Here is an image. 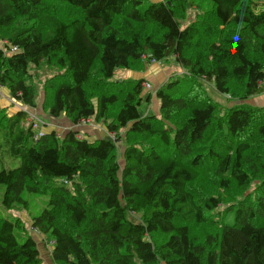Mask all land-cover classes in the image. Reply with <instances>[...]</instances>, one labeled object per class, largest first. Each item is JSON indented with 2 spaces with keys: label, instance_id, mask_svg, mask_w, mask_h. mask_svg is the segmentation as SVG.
Returning <instances> with one entry per match:
<instances>
[{
  "label": "trees",
  "instance_id": "trees-1",
  "mask_svg": "<svg viewBox=\"0 0 264 264\" xmlns=\"http://www.w3.org/2000/svg\"><path fill=\"white\" fill-rule=\"evenodd\" d=\"M45 1L0 0V90L36 109L33 72L63 70L44 84L49 119L103 121L115 138L35 140L26 111L0 109L3 206L29 212L27 195L49 196L30 229L53 264H264V106H223L204 85L234 102L264 93V0ZM170 61L183 72L157 91L159 115L141 114L144 79L89 86ZM222 206L234 225L213 218ZM0 264H44L20 217L0 216Z\"/></svg>",
  "mask_w": 264,
  "mask_h": 264
},
{
  "label": "rangeland",
  "instance_id": "rangeland-1",
  "mask_svg": "<svg viewBox=\"0 0 264 264\" xmlns=\"http://www.w3.org/2000/svg\"><path fill=\"white\" fill-rule=\"evenodd\" d=\"M45 4H48V9H53V5H54V2L53 0H47L45 1ZM57 10H59V16H62V17H66L67 13L69 12L65 6V3H61V4H57ZM198 14V10L194 9V8H189L188 12H187V19L186 21L182 22V26H186L187 24H189L191 21H195L196 19V16ZM69 15H73V12L70 13L69 12ZM71 18V17H70ZM4 47V44L3 42L0 41V48ZM153 64H162V63H157V62H153V63H149V64H146L145 66V70H143V72H138V71H131L133 73L137 72V74H141L143 73L142 75H146L147 77H149L151 74H155V70H152L151 66ZM163 65H165V67L169 68V71L171 72L169 78L163 83L166 84V82L170 79H175V78H178L177 77V73L179 72H183L181 69H179V67L176 65V63H174V61H170L169 63H164L163 62ZM151 70V72H149ZM146 72H149L146 74ZM34 74H38L40 75V79L38 81H40L39 83V91H40V95H41V102L39 104V106L36 108V109H29L25 106H22L21 104H17L15 103L10 97H8V107H4V108H0V109H4V110H7V112L10 114V115H14L15 112L17 111H20V110H23V111H26L28 114H29V119H30V123H33L36 124V126L34 127V131H35V134L38 135L40 132H44V129L47 131V128L48 126H51L49 127L50 130H54L55 129V122H53L52 119H49V116L48 114L43 110V102H44V98H45V91H44V84L45 82L54 77L55 74H59V73H64V71H60V70H57L55 73H52L50 71H34L33 72ZM44 73V74H43ZM133 74H126V72L124 70H117L116 71V74H115V77L112 79V83L111 84H105L104 81H100V77L99 75H96V74H93L92 76V82L90 83V87L91 88H95V89H104V88H108V89H116V83L120 84V83H123V84H126L128 82H130L131 80H138L136 78H133ZM140 79H143V78H140ZM147 84H151V88H149L147 86ZM161 85V86H163ZM205 88L208 92V94L213 97L217 102L221 103L223 106H231V105H236V104H246V105H251L249 104V100L248 101H231L230 99H227L225 95H222L221 93H219L215 88L214 86L211 84V83H205ZM144 92H143V96L145 98H147L149 95H151V104H150V107L146 104L147 103V100H145V104L142 105V107L140 108V111L142 114H146V113H149L151 111V109L153 110L152 113L150 115H154V114H157L159 115V102L158 100L156 99V93L157 91L160 89L161 86H157L155 85L154 83L152 82H145L144 83ZM251 100V99H250ZM6 102V103H7ZM95 103L97 104V100L95 101ZM254 106V105H252ZM151 108V109H150ZM150 109V110H148ZM143 115V116H144ZM149 115V114H147ZM146 116V115H145ZM144 116V117H145ZM86 120V119H84ZM90 121L85 123L83 122V120L81 121V123L79 125H73L72 126L69 124V125H66L64 128L65 131H67V129L69 128H73V129H77L78 131H81L82 134H80L81 137H85L84 136V133L85 131H91V133L93 131H96V129H100L101 131V128L102 129H106V125L103 121H100V122H95L93 119H89ZM46 122H49V125L46 124ZM63 127V125H62ZM94 127V128H93ZM64 130H62V128H59V133H63ZM108 131V130H107ZM86 134V133H85ZM121 134H124V131L122 130V133ZM106 134H102L98 137H96L95 139H98V138H103V136L105 137ZM107 135H109L110 138L114 139L115 138V135L113 134H110L108 133ZM106 135V136H107ZM114 136V138H113ZM90 139V137H89ZM94 140V139H93ZM121 143V142H120ZM120 150H119V158H120V164L121 166L123 167L124 164H125V160H124V156H123V152L125 150V147L123 144L120 145ZM259 184V182H255L252 187L246 192V195H250L255 189H256V186ZM5 191V186L3 185H0V216L2 217H6V218H17V217H20L26 227L28 228V230H30L33 234V237H35L37 243H38V247H39V250H40V253H41V256L43 258V261H44V264H53V261H52V258H51V251H52V245L51 243H48V241L45 239L44 236L40 235L39 233H37L35 231V229H30L32 228L31 227V223H32V217L34 215H37L39 214L45 207H46V204L49 200V196L48 195H27V199L30 201V211L29 212H26L24 210L22 211H17V210H9V209H6L4 206H3V203H2V199H3V193ZM222 191V190H221ZM225 208L226 206H222L220 208H218L217 210H215L213 212V218L217 219V221H220V224H222L223 226H232L236 223V212L233 210V211H228L226 212L224 215V211H225ZM264 225V223H263Z\"/></svg>",
  "mask_w": 264,
  "mask_h": 264
},
{
  "label": "crops",
  "instance_id": "crops-1",
  "mask_svg": "<svg viewBox=\"0 0 264 264\" xmlns=\"http://www.w3.org/2000/svg\"><path fill=\"white\" fill-rule=\"evenodd\" d=\"M151 68H152V70H155V74H151L149 77H147L145 74L144 75H142L143 73H141V74H137V72H135V73H133V72H131V70H124L125 72H126V74H130V76H131V74H133V78H136V79H140V78H143L144 80H145V82H152V83H154L155 85H157V86H161V85H163V83L169 78V76L171 75L170 73V71H169V68L167 67H165V65H163V63L162 64H153L152 66H151ZM149 72H151V70L149 71ZM149 72H146V74L147 73H149ZM181 73V72H180ZM8 97H10L9 96V93H8V91L6 90V89H1L0 90V108H6V107H8ZM157 99V98H156ZM7 102V103H6ZM151 102V101H150ZM149 101L146 103L149 107H150V103ZM143 104H145V103H143ZM249 104H251V105H254V106H264V93H262L261 95H259V96H256V97H254V98H252L251 100H249ZM151 109V108H150ZM150 109H148V110H150ZM152 109H151V111L149 112V113H146L145 115H147V114H151L152 113ZM142 114V113H141ZM142 115H144V114H142ZM144 115V116H145ZM53 122H55V129H56V131H59V128H62V130L63 129H65L64 127L66 126V125H69V124H71L69 121H68V119L67 118H62V119H56V120H53ZM46 124L47 125H49V122H46ZM62 125H63V127H62ZM49 127H51V126H48V127H46L47 128V130H49V131H47L46 132V130L44 129V131H45V133H48V132H51V131H53V129L52 130H50L49 129ZM94 128V127H93ZM54 129V130H55ZM85 133L90 137V139L91 140H93V139H95L96 137H98V136H100V135H102L103 133L104 134H108V131L106 130V129H102L101 128V131H100V129H96V131H93L92 133H91V131H85ZM105 135V136H106ZM104 137V136H103Z\"/></svg>",
  "mask_w": 264,
  "mask_h": 264
},
{
  "label": "built area",
  "instance_id": "built-area-1",
  "mask_svg": "<svg viewBox=\"0 0 264 264\" xmlns=\"http://www.w3.org/2000/svg\"><path fill=\"white\" fill-rule=\"evenodd\" d=\"M14 50H16V49H14ZM261 84H262V86H264V80L261 81ZM147 86H148L149 88H151V84H147ZM17 104H18V103H17ZM89 121H90L89 119L83 120V122H85V123H87V122H89ZM35 126H36V124L33 125V127H35ZM43 134H44V132H40L38 135H35V140H38ZM113 135H114V134H113ZM113 138H114V136H113Z\"/></svg>",
  "mask_w": 264,
  "mask_h": 264
}]
</instances>
